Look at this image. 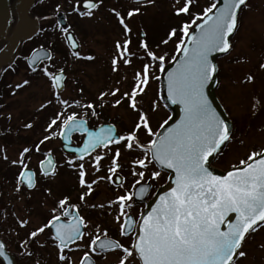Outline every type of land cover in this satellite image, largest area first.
<instances>
[{"label": "snow or ice", "instance_id": "1", "mask_svg": "<svg viewBox=\"0 0 264 264\" xmlns=\"http://www.w3.org/2000/svg\"><path fill=\"white\" fill-rule=\"evenodd\" d=\"M191 2L192 0H183L182 6L176 8L175 13L177 15L188 13ZM83 3L85 9L96 7L91 0H83ZM244 4L245 0H224V6L214 15L209 13L216 7L215 4L204 9L202 14L204 27L201 29V35L190 38L191 47L185 46L183 39L175 45L177 52H183L185 60L179 71L173 73L168 80V99L172 103H180L184 111L182 121L174 129L164 133L158 140L150 139L145 146L138 139V130L147 132L149 137L154 134L144 113L140 112L138 121L134 123L127 136L112 137L103 129L96 133H87L88 139L79 149L80 153L87 154L95 147L123 141L121 146L125 150L140 149L144 157H151L148 163L154 161L157 165L172 169L176 174L173 181L175 187L161 196L147 215L140 217L142 222L138 225V237L134 243L125 246L110 239L101 242L100 237L95 236L90 238L86 245L90 251H95L96 247L102 251L117 250L121 254L117 258V264H230L234 254L241 247L245 234L254 230L258 224H264V155L250 153L247 157L250 163L242 160L240 161V164L244 165L242 168L230 170L223 176L213 175L205 167L209 156L229 139L227 127L211 110L203 94L204 84L214 72L208 60V53L229 49L226 37L233 32L237 9ZM128 15L131 16L132 12ZM120 23L123 24V20H120ZM187 28L188 25L183 24L179 31L186 36ZM124 31L127 33V27ZM174 33L175 30H172L168 35ZM128 43V40L124 41L125 48ZM116 47L118 51L121 50L120 44ZM140 47L146 49L144 43H141ZM146 54L151 60L161 62L159 67L162 71L164 57H157L147 49ZM123 62L127 64L129 61L125 59ZM112 63L115 70V58ZM261 67L264 68V64H261ZM148 78V65L145 64L143 73L136 74V85L131 88L130 93H125L129 107L133 110L136 108L134 98L138 91H143V85L147 83ZM62 79L60 74L51 77V86L54 90L61 87ZM115 91L113 90V93ZM53 94L55 95V92ZM100 96L103 97L104 93L101 92ZM61 103L66 105L67 102ZM87 107L92 108V104L89 103ZM55 123L54 119L48 127L51 128ZM83 124V120L76 121L75 113L68 115L59 125L61 137L64 138L71 131L86 132ZM27 152L29 148L26 147L20 155L23 156ZM261 153H264V149ZM119 155L120 149L116 148L110 158L112 166L108 172H115L119 167L117 162ZM257 156L259 158L254 160ZM101 159L100 155L94 157V161ZM44 163L45 161H40L41 171L48 175L52 162L47 160L48 168L44 167ZM132 163L142 169L147 167L144 158H137ZM78 167L79 183L86 186L84 166L80 164ZM19 175L28 187H32L31 173L26 174L21 169ZM132 175L139 177L133 182L138 184L143 179L144 172L134 171ZM158 175L157 172L151 173V179ZM108 179L111 180V177ZM87 190L91 192L90 187ZM141 191L144 189L141 188ZM131 199L132 195L128 192L116 197L120 208L119 215H127L123 210L129 206L126 202ZM65 203L64 199L59 201L61 206ZM228 213H235L236 219L228 225L226 231H221L220 225ZM117 218L119 219V216ZM82 223L83 221L78 219L76 225L65 226L59 223L58 216L53 215L44 225L30 232L29 237H35L46 227H55L54 239L59 241L57 247L60 248L66 246V242L72 240L74 236L80 235L79 227ZM118 227L121 236L137 232L131 218L125 223H120ZM0 255L3 253L0 252ZM88 255L89 253L85 252L84 258L87 259ZM239 255L243 256L245 253L239 252ZM58 259L63 261L65 257L59 255Z\"/></svg>", "mask_w": 264, "mask_h": 264}, {"label": "rangeland", "instance_id": "2", "mask_svg": "<svg viewBox=\"0 0 264 264\" xmlns=\"http://www.w3.org/2000/svg\"><path fill=\"white\" fill-rule=\"evenodd\" d=\"M80 1L43 0L37 3L34 13L36 22L40 24L39 34L21 46L19 58L15 61L17 67L9 70L4 79L10 85L4 98V108L11 115L9 124L15 136L26 138V141L21 143L14 139V135L10 136L11 141L6 147L0 145V160L17 159L27 142L34 143L49 135L56 128L54 125L48 127L49 117L56 115L57 125L61 121V101L72 96H78L84 104L87 101L94 105L101 104L105 107L106 119L124 124L128 122L131 128L138 121L137 113L127 109L125 102H115L128 99L125 93H130L136 85V74L143 73L145 64L148 65L149 78L134 100L142 107L148 120L153 116L160 118L158 110H155V84L151 83L159 74V64L157 60L147 57L146 49L157 57L163 56L166 61L173 55L180 38L181 24L190 22L215 3V0H192L190 11L177 15L175 9L182 6L183 0H95L97 8L76 13L80 11ZM263 4L264 0H250L249 9L245 12L247 17L231 37V50L216 59L218 84L214 93L232 123L230 140L211 163L222 171L242 166L240 161L247 162L250 153L261 154L264 149V68L261 67L264 53L261 55L257 51L258 47L264 51V47L258 44L257 33L252 29L254 20L260 18V23L264 19ZM255 5L262 6L261 10L256 9ZM59 11L66 14L70 30L79 41L75 58L66 54L64 34L55 19ZM129 12H132L131 16ZM120 20H123V24ZM172 30L175 33L169 36ZM140 33L143 37H140ZM125 40L129 41L126 48ZM141 43L146 45V49L140 47ZM117 44L121 45L120 51ZM39 47L50 49L52 59L30 74L24 66L25 58ZM114 58L115 70L112 63ZM125 59L129 61L127 64L123 62ZM64 70L68 72L69 80L61 92H56L51 86L50 74ZM113 90L116 91L113 93ZM101 92L104 93L103 97L100 96ZM161 114L166 117L167 112L161 109ZM55 143L45 141L41 148L46 150L49 144ZM246 240L244 249L249 252L236 264H264V225L251 232Z\"/></svg>", "mask_w": 264, "mask_h": 264}, {"label": "flooded vegetation", "instance_id": "3", "mask_svg": "<svg viewBox=\"0 0 264 264\" xmlns=\"http://www.w3.org/2000/svg\"><path fill=\"white\" fill-rule=\"evenodd\" d=\"M35 1L36 3L43 2V0ZM93 1L96 3L95 8H97L98 3L95 0ZM8 2L11 14L9 35L15 24L14 6L17 0H8ZM249 2L250 0H247L238 12L236 29L233 35L242 25L243 19L245 20V17H247L245 12L249 9ZM255 8L261 10L262 6L255 5ZM82 12L86 11L81 9L78 12L76 11V13ZM64 16L67 21L65 13ZM259 19L254 20L252 29L257 33L255 36L258 39V44L264 47L262 45L264 44V19L260 23ZM68 26L69 31L72 32L69 24ZM72 33L79 44L74 32ZM232 39L230 50L233 44ZM4 44L0 41V50ZM65 47L67 56L75 58L78 55V51L71 52L66 45ZM257 51L261 55L264 53L260 47L257 48ZM175 52L176 49L173 50L172 54ZM17 59L16 57L10 65L0 72V145L2 147L7 146L12 135L18 142L24 143L26 141V138L15 136L14 129L9 124L11 115L4 108V98L10 87L4 79L9 70L13 71L17 67L15 64ZM157 63L160 65L161 62L157 60ZM45 65L46 63H41L38 67L32 69L26 63L24 64L30 74L35 73ZM159 68L158 66L157 70ZM61 72L64 74V89L69 80V75L65 70ZM54 73L52 72L50 76H53ZM151 83L155 84L154 103L157 105L155 110H158V117L160 118L157 119L155 116L150 120L146 118L154 134L153 136L149 137L147 132L138 130V139L145 146H147L150 139L154 140L163 128L161 125L164 126L171 117V113L161 95V83L158 76ZM21 87L22 85L19 86V90ZM13 92L14 90L11 91V93ZM63 101L67 103L66 105L62 104L61 121L57 125L53 124L56 128L52 132L50 131L49 135H46L47 139L42 138L34 143L27 142L19 151L17 159L7 160L1 158L0 160V243L3 245L7 258L12 264H117V258L121 255L117 250L102 251L94 246L96 250L90 251L86 246L89 239L99 236L101 242L110 239L125 246L134 243L138 234L140 217L145 212L147 203L168 181V174L154 162L148 163L151 157H144L142 150L135 148L131 151L125 150L121 146L123 141L113 142L103 147H95L90 149L87 154L80 153L79 149L84 146V142L88 137L87 133L103 129L105 133L110 134L112 137L127 136L133 126L130 128L128 122L124 124L113 119H106L104 116L105 107H102L101 104L94 105L93 102L89 101L84 104L78 96H72L70 99L68 97ZM118 101L119 103L125 102V107L133 113H137V115L143 111L139 103L135 102L136 108L133 110L129 107L128 99ZM89 103L92 104V108L87 107ZM111 106L114 108V103L111 102ZM161 109L167 112L166 117L161 116ZM93 112H95V115H93ZM73 113H75L77 122L84 121L83 127L86 132L71 131L62 138L59 125L63 123L68 115ZM55 116L49 117L47 125L56 119ZM154 117L156 123L153 122ZM25 129L30 130V128ZM45 141H55L56 143L55 145L49 144V147L43 150L41 147ZM26 147L29 148V152L21 156L20 153ZM116 148L120 149V155L117 158L119 167L115 172L110 173L108 172V169L112 166L110 158ZM97 155L102 157L100 161H94V157ZM46 157L47 160L52 162L48 175L43 174L40 166V161H45L44 167L48 168ZM137 158H144L147 167L142 169L138 165H133L132 161ZM80 164L84 166L86 186H81L79 183L80 169L78 165ZM21 169L26 174H32V187H28L23 178H20ZM134 171L144 172V177L138 184L133 183L139 179V177L132 175ZM153 172L159 173L155 179H151V173ZM108 177H111V180ZM88 187L91 188V192H88ZM141 188L144 191H141ZM125 192L131 194L132 199L126 202L129 206L123 210L127 215L122 216L119 215L120 208L116 202V197L123 195ZM82 194L83 199H81ZM61 199L66 201L63 206L59 205ZM53 215L58 216L59 223L65 226L76 225L78 219L83 221L79 227L80 235L74 236L72 240L66 242V246L60 248L57 247L59 241L54 239L55 227H46L43 232L38 233L35 237H29L30 232L44 225ZM128 218H131L133 225L137 227V232L121 236L118 225L125 223ZM246 241L245 239L239 252H249L244 249ZM85 252L89 253L87 259L84 258ZM239 252L233 264H236L242 257ZM59 255H63L65 259L63 261L59 260ZM0 264H5V259L0 257Z\"/></svg>", "mask_w": 264, "mask_h": 264}, {"label": "water", "instance_id": "4", "mask_svg": "<svg viewBox=\"0 0 264 264\" xmlns=\"http://www.w3.org/2000/svg\"><path fill=\"white\" fill-rule=\"evenodd\" d=\"M92 3H95L94 1L91 0ZM246 2V0H245ZM34 4V0H17L16 5L14 6V12L16 14V19H15V24L12 27V30L10 34L8 35V30L10 28L11 24V14H10V7H9V2L8 0H0V41H2L4 46L0 50V72L1 70L9 65L13 59V55L18 52L19 46L22 42L29 40L32 38L37 32H38V26L34 22V20L30 17L29 11L31 7ZM96 4V3H95ZM224 6V0H218L216 7L212 10V12L209 13V15H214L217 11H219L222 7ZM81 7L84 8V3L81 2ZM85 9V8H84ZM93 9V8H92ZM240 8L237 9V14ZM56 20L58 25L62 30H67L68 29V24L66 22L65 16L62 12H57L56 15ZM237 19V17H236ZM236 26V25H235ZM204 27V19H202L198 24L194 26L192 31L188 34L184 45L191 47V39L190 38H195L201 35V29ZM235 30V27L233 29V32ZM233 32L230 33L226 39L229 41V48H230V40L233 35ZM71 37V39H69ZM66 40L68 42L69 47L72 50H77L78 49V43L75 41L73 35L71 33H66ZM229 50V49H228ZM227 51H211L208 53V60L212 64L214 68V72L212 76L205 82L204 87H203V94L204 97L207 99L209 107L211 108L212 111L215 112L216 116L222 120L225 124V126L228 129L229 132V139L222 143L220 147L217 149L216 152L211 154L209 156L208 161L205 164V167L208 168L210 172H212L213 175L217 176H223L225 175L228 171L234 170L236 168H242L243 166L240 167H235L226 171H220L214 167H212L211 163L216 156V154L224 147V145L230 140L231 134H232V123L228 119L226 113L224 112L222 106L220 105L219 101L217 100L214 90L217 84V73H218V66L216 59L224 54H226ZM51 54L48 50H45L43 48L37 49L33 51L30 56L27 58V63L31 67L37 66L41 61L43 60H48L50 59ZM185 60V56L183 52H180L179 55L176 57V59L166 65L163 69V72L161 74V83H162V97L163 100L168 107V109L172 113L171 119L168 121V123L163 127V129L159 132V134L155 137V140H158L164 133H167L170 129H174L183 119L184 117V111H183V106L180 103H172L168 99V80L169 77L173 74L179 71L180 66L182 65L183 61ZM63 77V74L58 73ZM61 87L57 88V90L62 89L63 85V79L61 80ZM99 131V130H98ZM97 131V132H98ZM96 133V132H95ZM261 155H264L262 153ZM259 157H255V159H258ZM249 161L248 163H250ZM160 168L164 169L167 173H169V181L168 183L160 188L158 192L156 193L155 197L147 204V209L143 215H147L148 212L152 210V207L156 204V202L160 199L161 196H164L166 193L171 191L173 187H175V184L173 181L176 179V174L172 169L164 168L160 165H158ZM236 219V214L235 213H228V215L224 218V222L221 223L220 225V230L221 231H226L227 227L230 223L234 222ZM142 221L140 220L139 224ZM260 225V224H258ZM257 227V226H256ZM252 231V230H251ZM249 233V232H248ZM245 234V237L247 234ZM138 237V235H137ZM245 239V238H244ZM242 240V242L244 241ZM0 245H2L0 243ZM242 245V244H241ZM239 250V249H238ZM237 252L234 254L232 262L235 260L238 254ZM0 252L3 253V255H0L2 259H5V264H12L10 260L7 258V254L4 251L3 245L0 247ZM9 261V262H8Z\"/></svg>", "mask_w": 264, "mask_h": 264}, {"label": "trees", "instance_id": "5", "mask_svg": "<svg viewBox=\"0 0 264 264\" xmlns=\"http://www.w3.org/2000/svg\"><path fill=\"white\" fill-rule=\"evenodd\" d=\"M36 7H37V4H35L34 7H33L32 10H31V14H32V16L34 17V19H36V17H37L36 14L34 13V9H35ZM202 17H203V15L197 16V18L195 19V22H194V23H197ZM184 24H187V25H188V23H185V22H184ZM190 28H191V26L188 25L187 32L190 31ZM39 31H40V24H39ZM184 36H185V35L182 33V39L184 38ZM175 56H176V55H175ZM175 56H170L169 59L166 61V63H167L168 61L173 60V59L175 58Z\"/></svg>", "mask_w": 264, "mask_h": 264}]
</instances>
